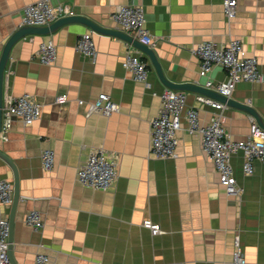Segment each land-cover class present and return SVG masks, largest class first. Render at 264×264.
I'll use <instances>...</instances> for the list:
<instances>
[{"label": "crops", "instance_id": "obj_1", "mask_svg": "<svg viewBox=\"0 0 264 264\" xmlns=\"http://www.w3.org/2000/svg\"><path fill=\"white\" fill-rule=\"evenodd\" d=\"M35 1L0 0V56L7 39L20 28L24 8ZM222 2L50 0L113 30H119L111 19L116 8L142 6L153 38L150 47L163 76L173 84L205 88L207 79L225 81L226 72L217 66L200 77L199 60L191 51L205 41L223 46L240 40L247 54L257 58L261 80L237 83L228 98L253 108L264 123V0H237L231 20ZM86 32L95 42L94 59L76 50L79 36ZM49 39L55 44L56 59L46 65L36 52ZM128 46L134 48L117 36L70 22L48 34L26 35L11 47L3 71L2 102L6 106L10 97L29 95L41 113L30 126L13 116L0 136V151L18 177L19 200L11 219L12 203H0V220L11 222L12 260L34 264L35 256L44 254L50 264H233L237 237L246 264H264V163L254 161L252 174L246 175L241 151L233 154L230 164L242 190L239 196H227L201 150L200 136L188 134L183 119L175 157L152 156L150 123L159 113L160 94L170 88L146 57L147 84L135 82L123 67ZM184 92L186 105L197 108L201 124L208 123L213 109L196 101L199 93ZM100 93L118 105L116 112L87 114ZM223 113L233 141L246 138L251 122H256L235 107L226 105ZM95 148H103L117 161V179L105 191L84 187L76 177ZM45 149L54 153L49 171L41 164ZM0 179L12 184L14 194L13 171L2 158ZM32 210L41 214L43 226L37 231L25 224ZM145 220L162 232L152 234L143 226Z\"/></svg>", "mask_w": 264, "mask_h": 264}, {"label": "built area", "instance_id": "obj_2", "mask_svg": "<svg viewBox=\"0 0 264 264\" xmlns=\"http://www.w3.org/2000/svg\"><path fill=\"white\" fill-rule=\"evenodd\" d=\"M222 7L226 18L231 20L236 14L237 0H223ZM71 15H74V11L69 6L52 5L50 0H36L24 8L20 27L47 26L59 18ZM111 19L120 31L132 36L140 44L149 47L153 44V38L145 26V13L142 6L137 4L119 6L111 14ZM76 50L91 59L95 58L96 47L92 33L86 32L79 36ZM191 52L199 60L200 77H207L213 67L216 66L226 72L225 81L213 83L207 79L204 84L205 88L213 90L223 97H230L235 85L239 82L261 80L257 58L248 55L242 42L238 39L230 40L228 44L223 46H217L211 41L201 42ZM36 56L42 64H53L56 59V48L53 41L49 39L41 43ZM123 67L131 74L135 82L147 84L150 67L145 55L140 50L135 47H126ZM160 99L159 113L150 123V154L159 159L175 157L178 144L177 132L183 128V119L186 123L185 131L188 134L200 136L201 150L210 158L217 172L218 181L227 196H239L242 189L234 176L230 164L231 156L241 151L243 173L252 174L254 161L264 163V129L252 121L246 138L233 141L225 127L226 118L223 113L226 108L225 103L209 96L196 95V101L209 106L214 111L209 122L201 124L197 108L186 105V93L184 91L166 89L160 94ZM63 100L64 97L59 98L60 102ZM78 103L83 104L84 101L78 100ZM117 110L118 105L108 95L100 93L96 100L88 105L87 114L100 113L109 116ZM2 111L0 136L8 131L13 116L20 118L23 125L30 126L39 119L41 114L39 104L29 95L8 98L6 106L3 104ZM41 164L46 171L53 168L54 153L50 149L42 151ZM116 165V158L106 150L103 148L92 149L76 171L77 181L84 187L105 191L117 179ZM12 196V184L7 180L0 179V203L10 205L13 200ZM25 224L35 231L41 229L43 226L41 214L36 210L28 212L25 217ZM143 226L149 228L152 234L162 232L158 225L151 224L149 220H145ZM9 231V222L6 219H1L0 264H11L8 256ZM232 260L233 264H246L237 237L234 240ZM34 264L50 263L46 255L37 254L34 258Z\"/></svg>", "mask_w": 264, "mask_h": 264}, {"label": "water", "instance_id": "obj_3", "mask_svg": "<svg viewBox=\"0 0 264 264\" xmlns=\"http://www.w3.org/2000/svg\"><path fill=\"white\" fill-rule=\"evenodd\" d=\"M70 22H80L83 23L85 25H87L89 28H91L92 30L96 31V32H100V33H105V34H109V35H114L117 36L118 38H121L129 43H131L135 48H137L138 50H140L146 58L149 59L151 65L154 67L159 80L168 88L172 89V90H179V91H192V92H196L199 93L201 95H205V96H209L212 98H215L218 101H221L222 103H225L227 106L230 107H235L238 109H241L249 114H251L257 124L264 129V123L261 121L260 117L258 116L257 112L251 108L248 105H244V104H240L238 102L233 101L230 98L227 97H223L221 95H219L218 93H216L213 90H210L208 88H204L201 86H196L193 84H188V83H182V84H173L171 82H168L165 77L163 76V72L161 70V66L157 60V57L154 53V51L152 50L151 47L149 46H144L142 44H140L136 39H134L132 36L127 35L126 33H123L119 30H113V29H107L104 27L99 26L98 24L87 20L85 17L79 16V15H71V16H66V17H62L59 18L58 20H56L55 22H53L52 24L48 25V26H22L19 29H17L5 42L3 49H2V53L0 56V131H1V127H2V118H3V102H2V78H3V71L5 68V64L9 58V53H10V49L13 46V44L15 42H17L19 39H21L22 37L29 35V34H48L50 32H52L54 29H56L57 27L66 24V23H70ZM0 158H2L3 160H5L7 162V164L11 167L12 171H13V176H14V180H13V185H14V194H13V200H12V207H11V214H10V219L12 218V214H13V210L16 207V204L19 200V191H18V177H17V173H16V169L15 166L13 165V163L9 160V158H7V156H5L2 151H0ZM10 226V231H9V252H8V256L10 259L11 264H15L14 261L12 260V256L10 254V248H11V222L9 224Z\"/></svg>", "mask_w": 264, "mask_h": 264}]
</instances>
